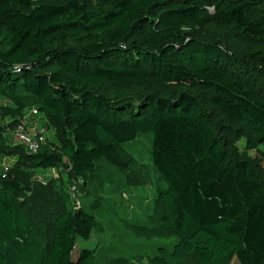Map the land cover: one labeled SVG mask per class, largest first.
I'll list each match as a JSON object with an SVG mask.
<instances>
[{
    "label": "trees",
    "instance_id": "obj_1",
    "mask_svg": "<svg viewBox=\"0 0 264 264\" xmlns=\"http://www.w3.org/2000/svg\"><path fill=\"white\" fill-rule=\"evenodd\" d=\"M149 133L167 189L132 227L178 242L148 264H264V0H0V264H135L74 252Z\"/></svg>",
    "mask_w": 264,
    "mask_h": 264
},
{
    "label": "rangeland",
    "instance_id": "obj_2",
    "mask_svg": "<svg viewBox=\"0 0 264 264\" xmlns=\"http://www.w3.org/2000/svg\"><path fill=\"white\" fill-rule=\"evenodd\" d=\"M153 134L141 135L135 142L125 144L124 149L130 156L139 160L144 166L137 170L144 177L142 183L135 188H129L127 195L118 198L115 213L107 206L98 219L104 227L103 233L95 232L88 241L78 239L74 259L77 260L81 249H113L114 256H126L135 264H148V258L153 257L160 248L172 251L177 244L176 238L146 239L137 235L132 226L145 224L155 207L157 194L167 189V184L160 178L152 161ZM255 156V153H251ZM141 170V171H140ZM135 171V170H134ZM57 177V176H55ZM42 181V180H40ZM139 260H134V258ZM231 264H240L237 259Z\"/></svg>",
    "mask_w": 264,
    "mask_h": 264
},
{
    "label": "built area",
    "instance_id": "obj_3",
    "mask_svg": "<svg viewBox=\"0 0 264 264\" xmlns=\"http://www.w3.org/2000/svg\"><path fill=\"white\" fill-rule=\"evenodd\" d=\"M37 111L33 112V115H36ZM28 119H25L22 124H20L16 131L13 132V138L14 142L17 144L24 145L30 152L36 153L40 150V147L42 143L45 142V129H35V128H29L27 125ZM2 168L5 171H8V165L6 163H3ZM48 177L52 178V175H49ZM43 180V179H42ZM76 190L77 188L70 189V193L74 197L76 196ZM79 207V203L77 202L76 209Z\"/></svg>",
    "mask_w": 264,
    "mask_h": 264
}]
</instances>
